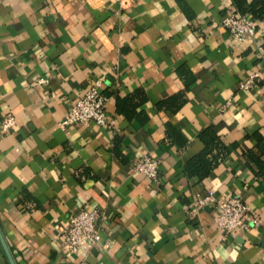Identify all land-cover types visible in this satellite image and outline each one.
I'll use <instances>...</instances> for the list:
<instances>
[{
  "label": "crops",
  "instance_id": "1",
  "mask_svg": "<svg viewBox=\"0 0 264 264\" xmlns=\"http://www.w3.org/2000/svg\"><path fill=\"white\" fill-rule=\"evenodd\" d=\"M238 1L0 0V227L17 264H264L249 155L264 161V20L234 39L221 21ZM97 79L115 125L63 127ZM210 129L228 153L199 180L186 165ZM144 155L157 181L136 172ZM210 190L248 200L261 227L225 234L212 206H193ZM85 206L102 211V240L71 253L64 230Z\"/></svg>",
  "mask_w": 264,
  "mask_h": 264
},
{
  "label": "built area",
  "instance_id": "2",
  "mask_svg": "<svg viewBox=\"0 0 264 264\" xmlns=\"http://www.w3.org/2000/svg\"><path fill=\"white\" fill-rule=\"evenodd\" d=\"M221 24L230 31L234 39L247 41L257 34L258 21L251 15H244L233 10L223 17ZM261 77L260 72L253 73L242 84L243 90L257 86ZM49 79H41L46 83ZM103 79H97L70 107L62 126L73 124L87 125L96 123L100 126L115 125V120L109 118L107 111V96L102 91ZM16 118L9 115L1 122L2 133H10L16 128ZM136 172L146 178L157 181L160 176V161L152 156L144 155L135 161ZM195 209L200 210L212 206L215 212V222L225 234L235 230L246 231L259 228L263 224L261 216L253 209L251 203L238 195L218 198L215 191L210 190L205 197L194 201ZM102 211L97 207H83L71 216L66 224L64 248L71 253H78L84 246L93 248L102 240Z\"/></svg>",
  "mask_w": 264,
  "mask_h": 264
},
{
  "label": "trees",
  "instance_id": "3",
  "mask_svg": "<svg viewBox=\"0 0 264 264\" xmlns=\"http://www.w3.org/2000/svg\"><path fill=\"white\" fill-rule=\"evenodd\" d=\"M237 7L241 14L251 15L257 21L264 20V0H239ZM202 139L205 143V149L186 165L187 174L190 177H198L199 180L209 176L228 153V149L212 129L204 133ZM257 140L261 154L264 155V136L257 135ZM249 155L259 171L264 173V161L261 157L253 153Z\"/></svg>",
  "mask_w": 264,
  "mask_h": 264
},
{
  "label": "water",
  "instance_id": "4",
  "mask_svg": "<svg viewBox=\"0 0 264 264\" xmlns=\"http://www.w3.org/2000/svg\"><path fill=\"white\" fill-rule=\"evenodd\" d=\"M0 242L4 248V251L8 257L10 264H17V261H16L14 255H13V252H12V250H11V248H10V246H9V244H8L4 234L2 232L1 227H0Z\"/></svg>",
  "mask_w": 264,
  "mask_h": 264
}]
</instances>
